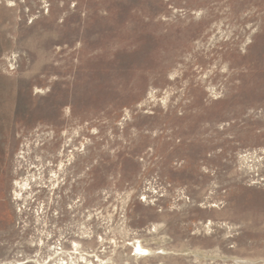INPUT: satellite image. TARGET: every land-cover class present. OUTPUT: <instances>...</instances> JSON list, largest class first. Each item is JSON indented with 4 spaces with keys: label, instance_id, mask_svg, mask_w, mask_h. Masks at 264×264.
Returning a JSON list of instances; mask_svg holds the SVG:
<instances>
[{
    "label": "rangeland",
    "instance_id": "obj_1",
    "mask_svg": "<svg viewBox=\"0 0 264 264\" xmlns=\"http://www.w3.org/2000/svg\"><path fill=\"white\" fill-rule=\"evenodd\" d=\"M245 261L264 264V0H0V264Z\"/></svg>",
    "mask_w": 264,
    "mask_h": 264
},
{
    "label": "bare ground",
    "instance_id": "obj_2",
    "mask_svg": "<svg viewBox=\"0 0 264 264\" xmlns=\"http://www.w3.org/2000/svg\"><path fill=\"white\" fill-rule=\"evenodd\" d=\"M66 134H64L63 132L62 133H60V138L62 137V138H64V136H65ZM38 140V139H37ZM71 141V140H70ZM66 142H68V140H65V143ZM63 143V142H62ZM56 143H49L47 146H45V148L47 149V151L48 152H51V155H50V161H52V160H55V159H59V163H58V170H57V172H55V170H54V174H53V176H54V178H55V181L57 180V178H59V176H57L56 174L57 173H62V171H63V166H64V163H63V150L61 149V146H59L57 149H55V147H54V149H51V147L53 146V145H55ZM68 144V143H67ZM45 149V150H46ZM28 152H29V150H28ZM46 152V151H45ZM24 153V152H23ZM46 154V153H45ZM24 155V154H23ZM26 155H28V154H26ZM38 157V156H37ZM49 158V157H48ZM67 159H65L66 161H67V164H69V168H72L73 166H74V161H73V158H74V155H73V152H69L68 154H67V157H66ZM44 159V158H43ZM40 160V159H39ZM38 160V161H39ZM42 160V159H41ZM43 161V160H42ZM30 162V161H29ZM40 162V161H39ZM25 163V162H24ZM23 164V163H22ZM31 164V163H30ZM54 164V163H53ZM29 165V164H28ZM50 165V164H49ZM48 165V166H49ZM26 166V165H25ZM53 166V165H52ZM23 167V166H22ZM35 167V166H34ZM43 167V166H42ZM66 167V166H65ZM30 168V167H29ZM39 168H41L40 166H39ZM28 169V168H27ZM42 169V168H41ZM67 169H68V167H67ZM39 170V169H38ZM28 171V170H27ZM26 171V172H27ZM29 172V171H28ZM32 172V171H31ZM31 172H29L30 174L26 177V178H24V183L23 184H20V182H16V184H18V186L20 185V188L21 187H28V185L30 184V179H29V177H34V174H31ZM38 172V171H37ZM43 172V171H42ZM44 172H45V169H44ZM37 174V173H36ZM40 174V173H39ZM63 174V173H62ZM56 176H57V178H56ZM25 177V176H24ZM41 179V178H40ZM33 180V179H32ZM59 180V179H58ZM57 180V181H58ZM41 182V181H40ZM54 184H55V182H54ZM58 184V183H57ZM24 189V188H23ZM17 194V193H16ZM18 195V194H17ZM15 196V195H14ZM20 196V195H19ZM67 196V195H66ZM16 199V198H15ZM41 211V210H40ZM134 249H135V252H137V253H146L147 252V249H145V248H142V246L138 243V242H135L134 243ZM236 259H238V258H236ZM242 260V259H241ZM240 260V261H241ZM237 262V261H236ZM238 262H239V260H238ZM245 264H247L246 263V261H245Z\"/></svg>",
    "mask_w": 264,
    "mask_h": 264
}]
</instances>
